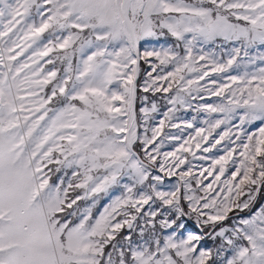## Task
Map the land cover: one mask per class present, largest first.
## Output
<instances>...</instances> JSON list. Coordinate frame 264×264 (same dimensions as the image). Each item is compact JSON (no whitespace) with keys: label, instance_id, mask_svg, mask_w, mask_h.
Segmentation results:
<instances>
[{"label":"snow or ice","instance_id":"6c2138e0","mask_svg":"<svg viewBox=\"0 0 264 264\" xmlns=\"http://www.w3.org/2000/svg\"><path fill=\"white\" fill-rule=\"evenodd\" d=\"M165 35L173 46L142 45ZM217 39L239 44L226 62L197 49ZM260 48L264 0H0V264H264V204L253 210L264 188V66L248 70L264 64ZM234 66L243 75L200 83ZM138 89L173 93L157 125H148L156 101ZM203 93L220 103L195 110L222 118L206 119L207 128L187 123L194 135L163 152L165 141L182 139L165 132L180 128L177 105L193 107ZM185 154L210 163L197 175ZM186 164L174 190L161 191L153 170L174 176ZM69 169L66 186L64 176L53 180ZM116 188L121 194L94 213ZM156 201L164 211L153 210ZM184 217L219 245L178 235Z\"/></svg>","mask_w":264,"mask_h":264},{"label":"rangeland","instance_id":"374dc122","mask_svg":"<svg viewBox=\"0 0 264 264\" xmlns=\"http://www.w3.org/2000/svg\"><path fill=\"white\" fill-rule=\"evenodd\" d=\"M187 2L191 3L194 2V0H187ZM47 36V33L45 34ZM175 44V40L173 37H171L170 35H165L163 37H160L159 39L157 38H149L146 42H142V45L145 47H148L149 49L155 47L157 50H159L161 47H169V46H173ZM200 47L204 48L205 52H210V53H214L215 58L220 61V62H226L227 58H228V54L232 51V49L234 47H239V44L236 42H229V41H224L222 39H217L214 43H209V44H205V45H197V49H199ZM143 50V49H142ZM182 51V49H181ZM249 55H255L257 52V49H249ZM259 51L264 52V48H260ZM23 59V58H22ZM47 59V58H45ZM247 58L244 57L243 51L240 54V57H238V62L243 65L244 63H246ZM155 62V61H154ZM43 63V61H42ZM201 64H203L204 62L201 61ZM60 67H63L62 65H58ZM264 66V64H261V62L258 60L256 62L255 65L249 66L248 70L249 71H254L256 70V68L258 67H262ZM46 68H51V65H45ZM141 67H142V72L141 75L139 77L138 83L142 84L143 80L145 78L144 73L145 70L148 69V65L143 64V62L141 63ZM167 70H171V66H169V68ZM245 69L243 66H241L240 68H236L235 66L233 68L228 69V71L226 73H221V74H211L209 77H206L204 81H200L201 84H205L206 81L210 80V79H217L219 83H225L226 81V77L229 75H243ZM194 76V74H193ZM211 86V85H210ZM50 87V86H49ZM233 87H235L233 85ZM175 91V89H173V92ZM173 93H156V94H152V93H142L139 91L138 89V97L142 96V95H148L150 100H155L157 105H158V111L156 113H152L151 115V119L148 121V125L149 126H154L157 125L159 123V120L163 119V113L166 112L168 110L169 107H171V105H169L167 103V97L172 95ZM202 95H204V99H196V100H191V104L193 107H187V106H180L177 105V111L175 112V118L173 119L172 123H176L180 125V128H169L166 127L165 128V132H170L173 135H178L181 136L182 139L178 140V141H165V144L163 146V148L161 149L163 152H167V151H173L176 147L179 146V144L183 143L184 139H188L190 135H194V129L193 128H186L185 125L187 123H193L195 127H204L207 128V125L204 124V121L206 119H211V120H215L218 118H222L220 114L218 113H207L204 111H196L195 110V106L200 105V104H204V103H211V104H216V103H220V98L219 97H209L206 93H203ZM141 103L139 101V99L137 100V114L139 117V108L141 107ZM150 106V104L148 105ZM140 123V128L139 131L141 133V135L143 134V122L139 121ZM233 123H238V120H234ZM260 125V122L257 121L254 125H250V126H246L248 131H256L257 127ZM223 130V126L221 127V129H217V132ZM149 135H151V133L149 132ZM213 136H215V133L213 134ZM210 140L212 139V137L209 138ZM208 144H202V148L203 147H207ZM221 145H218L217 148H220ZM195 150V149H194ZM196 151V155L197 157L199 156H218V155H222V152H218L217 149H213L211 153H204L201 150H195ZM188 156V160L191 161V164L193 166V172L195 174H199V171L201 170V166L203 167H207L208 164L210 163V161L208 160H200V159H194L190 154H185ZM158 160L160 159V157L157 158ZM50 167H55V165H51ZM188 165H183L180 169H176L177 175L174 176H165L164 173L162 172H158V170H153L154 174H158L160 176L163 177V181L162 183L158 186L160 188L161 191H172L174 190L175 186L178 183V173L182 170L186 171L187 170ZM234 170L231 162L228 165V171L225 173V176L221 177V180H224L226 178H228L230 172ZM71 169L67 170V175H64V172L62 171L61 173H57L56 175L53 176V180L57 181V176H64V180H65V186L67 185V181L72 179L71 177ZM205 175H207V173H205ZM201 179H204L203 177H200ZM213 179V177H208L206 180H204V184H207L209 182H211ZM58 182V181H57ZM193 187H195V183L193 182ZM111 197L105 194H101L99 199L97 200V204L96 207L93 209L94 213H97L98 210L102 211L103 208L109 204L111 202V198H114L116 195H120L122 192V188H116V189H111ZM181 192L183 193V188L181 189ZM82 194V190H76V193H70V195H75V194ZM198 195H202V192L197 191ZM89 203H91V201H79L78 204L81 208L87 206ZM186 206L187 202H183ZM264 204V188L261 189L260 193L257 196L256 202L253 206V210H257L258 207ZM75 207V206H74ZM159 209L160 211H164L165 209L160 207V201H156V204L153 205V210ZM144 210L147 211L148 210V206L145 205ZM234 214L230 213L229 214V219L224 221L223 224L226 226H231L232 224V216ZM241 216H247L248 215V211L245 210V212L240 213ZM183 222L185 224V228L182 230L178 231V235H183V236H187L189 233H200L201 235L204 236V239L201 241V245L207 248H212L215 249L220 241L219 239L217 240H213L209 235H207L209 229H204L203 232H201V230L196 226L195 222L193 219H189L188 217H184L183 218ZM141 224H143V221H141ZM157 227H158V223H157ZM127 229H123L122 230V234H127ZM171 230H161V232L163 234H168L170 233ZM133 238L134 239H139V235L138 232H134L133 233ZM119 239V237H118Z\"/></svg>","mask_w":264,"mask_h":264}]
</instances>
